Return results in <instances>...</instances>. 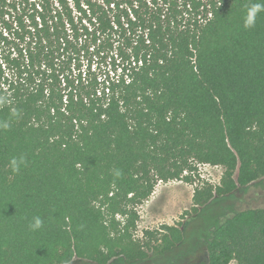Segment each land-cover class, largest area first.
Instances as JSON below:
<instances>
[{"label":"trees","instance_id":"1","mask_svg":"<svg viewBox=\"0 0 264 264\" xmlns=\"http://www.w3.org/2000/svg\"><path fill=\"white\" fill-rule=\"evenodd\" d=\"M255 3L0 0V264L144 263L183 241L182 222L137 234L159 181L194 185L184 216L264 178ZM204 245L205 264H264V208L224 213Z\"/></svg>","mask_w":264,"mask_h":264},{"label":"rangeland","instance_id":"2","mask_svg":"<svg viewBox=\"0 0 264 264\" xmlns=\"http://www.w3.org/2000/svg\"><path fill=\"white\" fill-rule=\"evenodd\" d=\"M8 47L0 38V63L8 55ZM200 180L217 185L222 175L221 167L198 165ZM194 185L181 181L158 182L156 192L138 207L139 220L137 234L142 230L153 229L160 224L172 225L174 222L183 223V241L174 250L152 257L140 264H205L206 250L204 240L209 229L217 223L218 218L226 212L248 208H264V178L255 181L245 188L238 189L234 194L215 198L209 204L200 208L195 215L181 216L189 211L192 202ZM155 195V196H154ZM182 218V219H181ZM70 264H94L89 261L74 259ZM109 264H123L116 259ZM229 264H235L231 262Z\"/></svg>","mask_w":264,"mask_h":264},{"label":"clouds","instance_id":"3","mask_svg":"<svg viewBox=\"0 0 264 264\" xmlns=\"http://www.w3.org/2000/svg\"><path fill=\"white\" fill-rule=\"evenodd\" d=\"M264 10V3H255L251 5V7L248 8L247 13L244 17V24L245 27L251 28L254 26L256 17L261 12ZM10 103V100L8 99L7 96H0V106H4ZM12 117H19V112L15 109L12 110L11 112ZM10 127V123L8 121L0 122V128L2 129H8ZM25 157L20 156L18 158L14 157L10 160V166L14 172H18L25 164ZM119 175V172L116 173ZM43 226V221L41 220L40 217H34L33 222L30 223L29 227L31 230L35 231L40 229Z\"/></svg>","mask_w":264,"mask_h":264},{"label":"crops","instance_id":"4","mask_svg":"<svg viewBox=\"0 0 264 264\" xmlns=\"http://www.w3.org/2000/svg\"><path fill=\"white\" fill-rule=\"evenodd\" d=\"M156 192V189L154 190V192H153V194ZM153 194L150 196V198H152L153 197ZM155 196V195H154Z\"/></svg>","mask_w":264,"mask_h":264}]
</instances>
